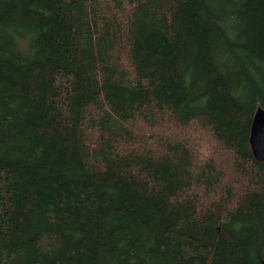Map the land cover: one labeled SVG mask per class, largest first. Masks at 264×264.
Returning a JSON list of instances; mask_svg holds the SVG:
<instances>
[{
    "label": "trees",
    "instance_id": "16d2710c",
    "mask_svg": "<svg viewBox=\"0 0 264 264\" xmlns=\"http://www.w3.org/2000/svg\"><path fill=\"white\" fill-rule=\"evenodd\" d=\"M264 0H0V264H264Z\"/></svg>",
    "mask_w": 264,
    "mask_h": 264
},
{
    "label": "water",
    "instance_id": "95a60500",
    "mask_svg": "<svg viewBox=\"0 0 264 264\" xmlns=\"http://www.w3.org/2000/svg\"><path fill=\"white\" fill-rule=\"evenodd\" d=\"M249 143L254 157L258 160L264 158V109L255 110L249 133Z\"/></svg>",
    "mask_w": 264,
    "mask_h": 264
}]
</instances>
